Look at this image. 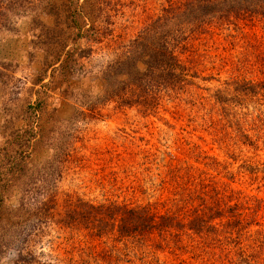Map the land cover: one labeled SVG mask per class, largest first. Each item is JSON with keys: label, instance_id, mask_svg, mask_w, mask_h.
Here are the masks:
<instances>
[{"label": "rangeland", "instance_id": "rangeland-1", "mask_svg": "<svg viewBox=\"0 0 264 264\" xmlns=\"http://www.w3.org/2000/svg\"><path fill=\"white\" fill-rule=\"evenodd\" d=\"M110 1L108 35L112 46H121L135 39L168 0ZM5 19L0 21V174L9 166L2 155L19 140L16 132L25 129L23 111L36 99L39 87L33 83L43 68L28 23ZM44 23L52 26L53 20ZM209 30L191 35L178 49L194 78L182 89L167 91L154 113L109 103L76 127L65 163L50 161L57 141L32 153L34 166L25 176L61 173L51 218L31 231L33 212L24 188H18L5 204V217L17 226L0 230V264H227L218 244L188 231L154 232L147 247L131 251L94 238L83 227L58 223L77 198L149 205L158 216L183 218L191 213L179 201L187 187L191 192L215 189L226 202L237 203L248 221L259 222L245 242L256 246V239L264 237V21L218 23ZM97 52L92 65L110 59L107 40ZM89 70L98 68L88 65ZM235 84L252 86L256 94H236ZM221 93L234 99L219 103ZM50 94L49 104L55 103L58 95ZM52 108L60 120L73 112L65 101L47 111Z\"/></svg>", "mask_w": 264, "mask_h": 264}, {"label": "trees", "instance_id": "trees-1", "mask_svg": "<svg viewBox=\"0 0 264 264\" xmlns=\"http://www.w3.org/2000/svg\"><path fill=\"white\" fill-rule=\"evenodd\" d=\"M110 3V0H0V21L11 18L28 23V32L35 38L32 46L43 56V68L33 83L39 87L35 90L36 99L23 111L25 129L16 132L19 140H14L15 146L2 155L9 166L3 167L5 173L0 174V230L17 226L5 217L4 210L20 187L24 188L29 210L33 212L35 224L31 231H38V226L46 223L48 216L51 218L49 209L54 206L61 173L25 176L27 168L34 166L32 153L45 142L57 141L51 147L50 161L65 163L75 141L76 127L107 104L138 108L150 114L159 107L167 91L189 84L194 77L177 51L191 35L206 33L218 23L264 21V0H168L161 13L135 39L112 46L108 35ZM47 19L53 20L52 26H46ZM105 40L111 50L110 59L92 65ZM88 65L96 66L98 71H86ZM45 80L48 82L43 83ZM50 93L58 95L56 102L72 105L70 117L60 120L57 108L47 111V107L56 103L49 104ZM234 93L256 94L252 86L237 84ZM227 95L221 93L218 102L234 99ZM188 182L187 179L183 183V188ZM186 191L179 201L186 208L191 207V213L183 218L169 213L158 216L149 205L91 203L77 198L74 204H68L64 218L58 223L75 230L83 227L94 238L110 239L131 251L147 247V238L154 232L162 235L188 231L209 239L210 244H218L227 264H264V237L256 239L254 247L245 244L252 234L251 227L259 222L248 221L244 210L237 203L231 204L232 200H223L218 190L191 192L187 187ZM257 232L254 234H260Z\"/></svg>", "mask_w": 264, "mask_h": 264}]
</instances>
